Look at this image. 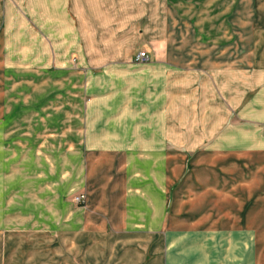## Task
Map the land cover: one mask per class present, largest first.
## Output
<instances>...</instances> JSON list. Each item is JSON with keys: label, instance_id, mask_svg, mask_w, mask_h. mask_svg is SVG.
Masks as SVG:
<instances>
[{"label": "crops", "instance_id": "crops-1", "mask_svg": "<svg viewBox=\"0 0 264 264\" xmlns=\"http://www.w3.org/2000/svg\"><path fill=\"white\" fill-rule=\"evenodd\" d=\"M251 1L43 3L54 15L41 22L61 38L84 28L86 41L106 44L102 57L121 61L106 67L121 82L106 84L73 133L75 154L86 156L74 177L85 206L61 196V250L73 256L61 264H261L264 52L241 50L237 14ZM34 2L0 0V26L2 8L32 11ZM141 42L156 50L150 65L134 61Z\"/></svg>", "mask_w": 264, "mask_h": 264}, {"label": "rangeland", "instance_id": "rangeland-1", "mask_svg": "<svg viewBox=\"0 0 264 264\" xmlns=\"http://www.w3.org/2000/svg\"><path fill=\"white\" fill-rule=\"evenodd\" d=\"M46 2L35 0L32 11L18 9L19 3H14L12 11L2 8L0 264H9L10 260H16V264H61V259L73 257L61 250V196L75 204L74 197L83 194L75 189L74 177L80 172L82 175L86 157L83 150L80 155L75 154L78 140L73 133L88 114L91 100L106 97V84L113 79L106 67L121 66L115 63L119 60L102 57L107 50L104 42L86 41L80 35L84 28H76V36L68 28L63 35L62 29L61 38L58 32L44 25L47 15L50 13L49 18L54 15L44 10ZM251 2L246 5L247 10L243 5L242 11L237 12L243 22L241 50L264 52L263 41H245L251 35L264 33V0ZM233 13L227 15V22L234 19ZM10 16L14 25L7 27L5 19ZM166 30L170 31V27ZM131 50L146 52L149 65L155 61L156 50L151 44L141 42ZM30 67L34 70H27ZM113 80L121 82L120 76ZM28 121H33L30 129ZM43 131L42 139L39 134ZM38 142L41 143L37 146ZM15 151L17 155H9ZM83 196L82 205L76 206H85ZM258 222L260 230L264 219ZM229 238L225 246H230ZM245 239L242 236V243L250 240ZM258 239L264 240V234H259ZM205 243L215 246L213 240ZM218 244L222 246L223 242ZM258 255L259 262L264 264V246H258ZM225 257L231 258L229 250Z\"/></svg>", "mask_w": 264, "mask_h": 264}, {"label": "built area", "instance_id": "built-area-1", "mask_svg": "<svg viewBox=\"0 0 264 264\" xmlns=\"http://www.w3.org/2000/svg\"><path fill=\"white\" fill-rule=\"evenodd\" d=\"M149 60H150L149 55L144 51L138 52L134 58L135 63L140 65L148 64ZM262 135L264 136V129L262 130ZM73 201L77 205H82V203L84 202V196L83 195L76 196L74 197Z\"/></svg>", "mask_w": 264, "mask_h": 264}]
</instances>
